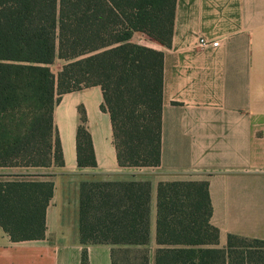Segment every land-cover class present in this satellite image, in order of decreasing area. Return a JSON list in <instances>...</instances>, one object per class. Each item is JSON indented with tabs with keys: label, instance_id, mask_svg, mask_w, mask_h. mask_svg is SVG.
Returning a JSON list of instances; mask_svg holds the SVG:
<instances>
[{
	"label": "trees",
	"instance_id": "16d2710c",
	"mask_svg": "<svg viewBox=\"0 0 264 264\" xmlns=\"http://www.w3.org/2000/svg\"><path fill=\"white\" fill-rule=\"evenodd\" d=\"M176 0H0V168L62 166L53 123L60 97L102 90L120 167L161 162L163 51L131 41L140 33L170 47ZM64 63L57 73L51 65ZM76 161L96 167L84 112ZM50 180L0 176V227L14 242L45 237ZM148 180L79 185L80 264L88 244L111 246V264H150ZM207 180L158 181L153 264H264V240L229 235L219 246Z\"/></svg>",
	"mask_w": 264,
	"mask_h": 264
},
{
	"label": "crops",
	"instance_id": "0c3cea01",
	"mask_svg": "<svg viewBox=\"0 0 264 264\" xmlns=\"http://www.w3.org/2000/svg\"><path fill=\"white\" fill-rule=\"evenodd\" d=\"M135 34L131 41H133ZM218 42L200 47L199 39ZM163 51L161 162L120 167L102 90L65 93L53 110L63 165L0 168V176L53 182L45 237L14 242L0 227V264H80L79 185L84 180H148L150 264L158 181L207 180L219 246L229 235L264 240V0H176L170 47ZM84 112L96 167L76 161ZM89 264H111V246L88 244Z\"/></svg>",
	"mask_w": 264,
	"mask_h": 264
},
{
	"label": "rangeland",
	"instance_id": "374dc122",
	"mask_svg": "<svg viewBox=\"0 0 264 264\" xmlns=\"http://www.w3.org/2000/svg\"><path fill=\"white\" fill-rule=\"evenodd\" d=\"M132 42L146 45L148 47H153L156 44L155 42L151 41L147 36L140 33L135 34ZM63 63L64 62L62 60L56 59L54 63L51 65V69L53 70V72L57 73L59 69L62 67Z\"/></svg>",
	"mask_w": 264,
	"mask_h": 264
},
{
	"label": "built area",
	"instance_id": "2783aa9c",
	"mask_svg": "<svg viewBox=\"0 0 264 264\" xmlns=\"http://www.w3.org/2000/svg\"><path fill=\"white\" fill-rule=\"evenodd\" d=\"M198 45H199L200 47H209V46H211V47H216V46H218V42H216V41H214V42H209V41H207V40L204 39V38H200V39H199V43H198Z\"/></svg>",
	"mask_w": 264,
	"mask_h": 264
}]
</instances>
